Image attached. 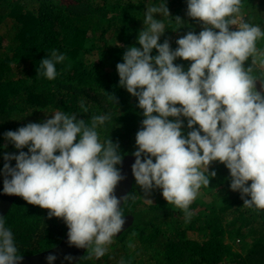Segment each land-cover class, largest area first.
Returning a JSON list of instances; mask_svg holds the SVG:
<instances>
[{"label":"clouds","instance_id":"9594fccd","mask_svg":"<svg viewBox=\"0 0 264 264\" xmlns=\"http://www.w3.org/2000/svg\"><path fill=\"white\" fill-rule=\"evenodd\" d=\"M242 7L241 0H187V16L201 22L202 30L178 38L173 50L170 40L160 43L166 24L155 18L172 17L166 0L146 5L140 47H128L116 65L119 86L138 100L144 117L133 153L134 181L146 203L153 204L147 197L160 189L189 220L201 187H209L217 175L209 171L214 162L230 171L231 190L241 194L244 207L264 210V91L257 90L258 82L264 90V73L254 75L264 68V50L257 48L264 31L244 20ZM178 59L191 61L187 71L174 63ZM65 60L52 50L39 63L38 75L54 80L56 65ZM108 95L118 104L115 95ZM80 108L88 112L84 101ZM111 118L107 113L85 121L56 110L40 123L27 124L25 116L26 126L4 133L19 153L3 157L4 193L48 210L49 219H62L70 246L87 249L88 258L107 253L126 222L121 201L124 206L134 200L115 195L126 179L119 167L124 157L119 142L111 137L101 141L97 131ZM22 259L13 232L0 217V264ZM46 259L54 264L56 256Z\"/></svg>","mask_w":264,"mask_h":264},{"label":"trees","instance_id":"16d2710c","mask_svg":"<svg viewBox=\"0 0 264 264\" xmlns=\"http://www.w3.org/2000/svg\"><path fill=\"white\" fill-rule=\"evenodd\" d=\"M164 2L0 0V176L5 153L19 154L4 139V133L43 122L56 110L77 114L85 121L111 113V120L97 129L101 141L111 137L114 143L119 142L124 159L134 156L143 111L138 100L119 86L116 65L123 62L128 47H140L137 40L144 27L146 5ZM166 2L172 17L155 18L166 24L160 43L168 39L175 50L178 38L189 31L198 35L202 24L187 16V0ZM241 3L244 20L264 31V0ZM177 16L184 22L177 23ZM257 48L264 50V38L257 41ZM52 50L64 54L66 60L56 65L57 77L48 80L38 75L39 63ZM152 55H158L156 50ZM174 63L187 71L191 61L178 59ZM250 63L249 59L245 67ZM261 73L264 68L258 67L254 75ZM257 90L264 91L259 82ZM108 94L115 95L118 104ZM81 101L88 107L87 113L82 112ZM184 125L186 135L187 121ZM11 165L15 167L16 162L11 161ZM209 171L217 175L209 187H201L202 195L190 205V220L163 196L153 204L145 203L143 189L134 181L128 194L134 200L122 206L124 216H134L132 226L113 237L111 251L104 258H88L86 252L75 264H264V210L244 207L241 194L231 190L230 171L225 165L214 162ZM1 178L0 191L5 177ZM160 192L162 195V190L156 189L151 195ZM3 217L13 232L18 254L23 256L51 249L65 235L62 219H49L48 210L19 196Z\"/></svg>","mask_w":264,"mask_h":264},{"label":"water","instance_id":"95a60500","mask_svg":"<svg viewBox=\"0 0 264 264\" xmlns=\"http://www.w3.org/2000/svg\"><path fill=\"white\" fill-rule=\"evenodd\" d=\"M135 163L134 156H127L121 165V172L126 177L125 180L121 181L116 190L115 195L118 198L125 197L129 194L133 187V182L135 180L133 173H132V165ZM18 196L15 195H6L3 190L0 191V217H3L8 213L10 210L14 200ZM121 207L123 206V201H121ZM125 224L116 236H119L125 230H127L132 224L134 223V216L133 215H126L124 217ZM68 231L69 229L66 226L65 235L62 240L59 242L58 245L55 247L36 253L31 255H24L20 264H48L47 256L54 255L56 256V260L54 264H75L77 263L87 252V249L77 248L75 246H70L68 240ZM114 236V237H116ZM72 257L71 261L65 259V257Z\"/></svg>","mask_w":264,"mask_h":264},{"label":"rangeland","instance_id":"374dc122","mask_svg":"<svg viewBox=\"0 0 264 264\" xmlns=\"http://www.w3.org/2000/svg\"><path fill=\"white\" fill-rule=\"evenodd\" d=\"M1 32L2 33H4L5 32V29H1ZM184 121H187L186 119L184 120ZM0 177H4V174H1V176ZM1 178V179H2ZM198 195H202V193H199ZM162 195H161V192L160 193H158V195L157 196H153V195H150L149 197H147L148 199H151L152 200V202H157V199L158 198H160ZM142 199L144 200V202H145V195H143L142 196ZM146 203V202H145ZM147 204H149V203H147ZM135 248V247H134ZM133 249V248H132ZM134 250V249H133ZM110 251H111V248H110V245L108 246V251H107V253L102 257V258H104L106 255H108L109 253H110Z\"/></svg>","mask_w":264,"mask_h":264}]
</instances>
